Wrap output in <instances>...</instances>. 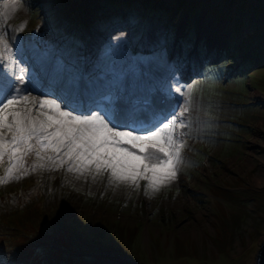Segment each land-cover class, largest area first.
<instances>
[{
    "label": "rangeland",
    "instance_id": "rangeland-1",
    "mask_svg": "<svg viewBox=\"0 0 264 264\" xmlns=\"http://www.w3.org/2000/svg\"><path fill=\"white\" fill-rule=\"evenodd\" d=\"M182 1L0 0V71L17 88L30 77L32 95L79 107L179 87L172 109L185 124L176 128L177 176L158 191L147 179L82 175L66 157L48 160L52 152L30 153L9 177L6 156L0 264H255L264 240V0H234L235 10ZM203 34L183 82L177 64Z\"/></svg>",
    "mask_w": 264,
    "mask_h": 264
},
{
    "label": "snow or ice",
    "instance_id": "snow-or-ice-1",
    "mask_svg": "<svg viewBox=\"0 0 264 264\" xmlns=\"http://www.w3.org/2000/svg\"><path fill=\"white\" fill-rule=\"evenodd\" d=\"M4 47L8 49L7 44ZM17 60L23 63L19 57ZM19 79L24 85L21 88L16 87L8 73L0 71V161L8 157L9 177L13 176V169L23 171L21 162L30 153L44 159L43 153L52 152L56 156H47L48 160L63 164L66 161L61 157H66L80 174L107 172L117 184L147 179L153 191H158L160 186L175 180L182 148L176 128L185 127L175 109L151 127H137L126 116L116 115L122 101L106 103L102 98L75 107L64 100L57 102V97L32 95L35 89L28 87L30 77ZM176 92L182 89L177 87ZM176 107H180L179 101ZM73 170L71 165L67 169Z\"/></svg>",
    "mask_w": 264,
    "mask_h": 264
},
{
    "label": "water",
    "instance_id": "water-1",
    "mask_svg": "<svg viewBox=\"0 0 264 264\" xmlns=\"http://www.w3.org/2000/svg\"><path fill=\"white\" fill-rule=\"evenodd\" d=\"M207 38L208 37L205 34L201 35V37L198 39V43H196V42L192 43V45L190 46L185 57H182V61H180L177 64L178 67L182 68V75L183 76H182L181 80L183 82H188V80L190 81L193 78V77L191 78L188 76L185 77V71L190 65H192V63L196 62L195 59H197L199 57L201 51H203L205 48L204 45L203 46H201V45L203 44V41H205ZM202 67H203V65L198 66L197 69L195 70L194 74L198 73L202 69ZM170 113L171 112L168 109H165L162 107L158 111H156L154 113V115L151 116V119H149L145 122H140V123L135 122V124L137 127H151L152 125H154V124L158 123L159 121L165 119V117L169 116ZM124 130H127V129H124ZM255 264H264V240L260 243V245L258 247V251L256 253Z\"/></svg>",
    "mask_w": 264,
    "mask_h": 264
},
{
    "label": "trees",
    "instance_id": "trees-1",
    "mask_svg": "<svg viewBox=\"0 0 264 264\" xmlns=\"http://www.w3.org/2000/svg\"><path fill=\"white\" fill-rule=\"evenodd\" d=\"M110 2H114V1H117V3H121L122 0H109ZM126 2V0H124ZM132 2L133 1H139L142 6H148L149 7H152V8H159L160 6H162V2H159V0H131ZM179 1H182V0H179ZM183 2V1H182ZM223 3H226L227 5V9L228 10H235V8H237L236 4L234 3V0H224L222 1ZM246 2H250V0H242V3H246ZM139 4V5H141ZM63 18V17H62ZM57 23H50V27H52L53 30H55V27L57 26L56 25ZM73 25H74V31L78 32V29H80V26H82V23L81 22H73ZM45 30H46V27H45Z\"/></svg>",
    "mask_w": 264,
    "mask_h": 264
},
{
    "label": "bare ground",
    "instance_id": "bare-ground-1",
    "mask_svg": "<svg viewBox=\"0 0 264 264\" xmlns=\"http://www.w3.org/2000/svg\"><path fill=\"white\" fill-rule=\"evenodd\" d=\"M179 97V96H178ZM134 99H143V98H134ZM170 103H171V101H170ZM153 109H155V107L153 108V107H151V111H153Z\"/></svg>",
    "mask_w": 264,
    "mask_h": 264
}]
</instances>
